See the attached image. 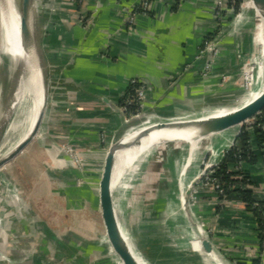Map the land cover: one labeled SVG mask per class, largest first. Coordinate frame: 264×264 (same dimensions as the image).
Returning <instances> with one entry per match:
<instances>
[{
  "label": "crops",
  "instance_id": "0c3cea01",
  "mask_svg": "<svg viewBox=\"0 0 264 264\" xmlns=\"http://www.w3.org/2000/svg\"><path fill=\"white\" fill-rule=\"evenodd\" d=\"M142 1L32 0V24L49 89L28 162L42 168L31 191L49 202H43L46 212L25 210L22 215L17 209L21 196L8 192L4 204L9 215L0 225L12 242L6 246V264H122L106 237L98 180L111 142L138 125L136 110L124 103L130 81L145 84L140 115L183 116L217 100L221 90L215 86V74L238 72L253 53L252 32L235 23L238 11L233 19L226 14L231 25L225 30L232 36L216 43L214 53H200L207 33L224 24L215 20L209 0H147L144 10ZM208 61L211 74L204 77L199 71ZM233 89L232 84L222 91ZM239 124L158 141L122 169L132 180L116 188V221L143 262L203 264L199 257L209 252L200 241L206 237L216 247L212 254L221 250L233 260L264 264V235L261 242L255 218L233 194L219 197L212 184L199 179L192 209L209 233L198 234L199 242L191 241L190 217L182 206L187 182L201 165L200 152L209 150L210 162L215 163L211 167L216 168L224 150L234 143ZM252 175L257 179L256 195L264 200V163L255 166ZM30 239L36 249L28 245ZM53 241L66 246L65 252L53 247ZM211 258L210 264H217Z\"/></svg>",
  "mask_w": 264,
  "mask_h": 264
},
{
  "label": "rangeland",
  "instance_id": "374dc122",
  "mask_svg": "<svg viewBox=\"0 0 264 264\" xmlns=\"http://www.w3.org/2000/svg\"><path fill=\"white\" fill-rule=\"evenodd\" d=\"M73 1L79 2L80 0H73ZM230 1H231V4L228 5L225 0H209L211 5H213L214 7L213 16H215V20H219L221 22L223 21L224 24L220 23L221 26L219 24L216 25L215 29L211 33H207L208 35L206 37L208 38H204L203 41L205 39L210 40L208 43L212 42L214 46L216 43L218 45V43L221 40H223L224 36H225V39L232 36L231 31L225 30V25L227 24L229 26L231 25V22H228V18H227L228 15L226 16V14L228 13L229 16H231L230 18L233 19V15L235 13V6H238L237 7L238 9L236 8L238 13H242L241 10L243 7L242 5L243 0H239L238 3H236V0H230ZM10 3H11L10 5H11L12 10L14 8L15 9L14 11H16L17 13L20 9V0H12V2ZM146 6H147V3H146ZM129 16L131 19L132 14H130ZM234 20H235L236 25L239 23L243 25L244 28L245 27L248 28L253 34V41H255L257 32L255 29L254 30L252 28L250 29L249 26L254 25V22L256 21L253 19L252 20L249 19L250 21L247 20L248 22L247 21L240 22V20L237 21L238 19L236 16ZM34 35H35V32H34ZM35 40H36V37H35ZM208 43L205 44L206 49L205 48L199 49L200 53H204L209 50H212V52L214 53L215 46L212 49H210L207 46ZM36 45H37L36 48H37V54H38V59H39V66L42 72V83H43L44 93H45L44 97L46 101L47 93L49 89V80L45 74V66H44V63L42 62V56H41L42 47L41 45L38 44V41ZM258 54L259 52H258L257 44L254 42L253 53H251L246 58V60L243 61L239 65L238 72L234 74H230L227 72L215 74L214 76V82L216 83L215 86L219 88L218 90H221V91H217L216 95H219L217 100H214L210 102L209 104L207 103L204 104V106L200 110L198 109L188 110L187 113H184L183 116L181 117H189L192 115L194 117L203 116V115L209 114L212 109H216L219 107H225V106L226 107L239 106L240 104H242V102L252 93H254V91L257 88L256 87L257 82H255L256 78L259 75L257 73L258 72L262 73L261 67L258 64L259 63L258 58H257ZM207 64L210 65L209 61L206 62L202 70L199 71L204 77L205 75L211 74V68H208ZM20 67H22L20 66V58L18 56L10 55L8 52H5L2 47H0V73H1L0 74L1 75L0 76V81H1L0 82V160H2L3 158L7 157L10 154V152L15 148L16 144L21 140L22 136L24 135L28 127L27 115L28 113H30L29 109L32 106V105L30 106V104H32L31 102H33L32 100L30 101L29 99L30 95L28 91H27L28 96L25 95L23 101H21L12 111L10 112L8 111V106L12 99L13 91L17 84V77L19 74H22L19 70ZM232 84L234 86L233 90H231L228 93L225 91H222L224 90L225 87H227L228 85L231 86ZM26 87H28V89L31 88L30 84L26 85ZM213 107H216V108H213ZM209 109L211 110L208 112H205ZM146 117H147V114L137 116L136 117L137 123L141 124L142 120H144ZM253 117L249 118L243 123H246V124L250 123L253 120ZM35 137H36V134L28 142V144H26V146H24L12 158L4 162H0V225L2 224V218L4 216L9 215V213L6 211V205L4 204L5 199L8 198V192H11V194L13 193L16 196H21L18 198H20L22 205H21V208H17V209L23 212L22 215H24L25 210H29L30 213H33V214H37V212H39L40 210L42 212L47 211L46 210L47 208L43 206V202L48 201L49 200L48 197L42 196L40 192L36 194L33 191H31V189L36 184V181H35L36 175H38L42 169V168H36L35 166L36 163L31 164L28 162L32 160L29 157V153L33 152V148L35 145L34 144ZM233 144H235V140ZM185 155L187 157V151H185ZM210 156H211V153L209 150H203L200 152L201 165L198 169V172L195 175L193 174V176H191V180L189 181L187 180L188 182H187V187H186L187 193H185V204H183L182 206L183 207L185 206V210L186 212H188V216L190 217L188 226L190 228L192 243H194L196 239H198V242H199V239H200L199 235L202 234V236H204V235L209 234L208 232H206L207 231L206 227H204L203 224H201L202 222L198 220L199 218H196L197 216L194 213L195 211H193L192 209L193 207L192 202L194 200V194L197 191L196 186L198 185V181L201 177H203L201 175V172L204 170L205 164H208V162L210 161ZM186 167H188V165ZM131 180H132V177L129 171L120 173V175L117 177L116 185L111 191L112 202L116 207L119 205L118 200L116 199L117 186H119L121 183L127 184L131 182ZM179 188L181 191L180 197L182 198V195L184 194L183 192L185 191V186H184L183 181L179 183ZM23 194L25 197L23 196ZM176 195H178L179 197L178 192H176ZM30 198L32 202L28 201ZM26 204H27V208H26ZM17 209L14 211H18ZM14 214L17 217L19 216L18 212L17 213L15 212ZM4 234L5 233L0 231V257H1L2 263L6 264L8 260V257L6 255V250L8 249V247L6 246L7 245L9 246L12 242L8 241V239H6V236H4ZM3 237H5V239ZM204 238L211 244V249L216 248V247H213V244L211 243L210 239L206 237ZM126 241L128 245L130 246V248L132 249V251L136 253L135 248L132 244V240L126 236ZM1 243L5 244V246L1 245ZM200 243H201L200 244L201 247H203L205 250V247L201 241ZM28 245H30L32 249L37 248V244L35 243L34 240H31L28 243ZM54 245L55 246L53 247H56L60 252H65L66 246L58 245L56 242H54ZM220 251L219 253L212 254L213 263L238 264L237 260H243L242 258H239V257L238 258L236 257V259L233 260L229 255L223 252H220ZM209 253L211 254V251H209ZM210 254L208 255L203 254L202 257H199V262L203 264H210L211 263L209 260Z\"/></svg>",
  "mask_w": 264,
  "mask_h": 264
},
{
  "label": "bare ground",
  "instance_id": "6f19581e",
  "mask_svg": "<svg viewBox=\"0 0 264 264\" xmlns=\"http://www.w3.org/2000/svg\"><path fill=\"white\" fill-rule=\"evenodd\" d=\"M10 2H12V0H0V47H2L3 50L5 52H8L10 55L18 56L20 59H23L22 67H20L19 69L22 74H19L17 77V84L13 91L12 99L8 106V111H12L21 101L24 100L25 95L28 96L27 91L29 92V99L33 102H31L32 104H30V106H32L29 109L30 113H28L27 115L28 127L24 135L22 136V138H24L31 130L39 109L42 108L43 96L41 92L42 87L38 80V70H40V68L37 67L32 54H30V47L33 46L30 45V43L32 42V32L34 31L30 17V11L28 9L25 23V30L28 33L27 38L22 37L20 40L18 36V16L16 14V11H14L15 9L13 8L12 10ZM241 11L242 13L239 19L240 22L242 20H245L246 17L256 21L254 22L255 25H253V30L255 29L257 32V36L254 42L257 44L259 52L257 57L259 62L258 64L261 67L262 73H257L259 75L255 81L257 82V88L254 93L248 96L239 106L219 107L216 109H212L209 114L203 116H189L186 118L167 120L164 126L160 127L159 125H157L158 122L147 126L146 124H148L149 121L142 122L140 124L142 126H138L139 128L136 127L137 129L126 133L117 144L115 142L110 144V147H112V150L116 157L110 180V192L115 187L117 177L122 172V169L129 166L131 167L133 165V162L140 155H142L143 153H147L150 148L154 146V143H158V141L161 140L174 139L179 137L188 138L208 132L211 133V131H215V128L211 127L208 129L203 123H205L206 121L215 120L222 115L234 111L237 107L251 102L264 90V8H262L260 4L256 3L254 0H243V7ZM22 39H24L25 42ZM29 84L31 87L30 89L26 87V85ZM238 124H235L234 126L236 127V125ZM239 125L241 127L242 123H240ZM113 208L115 212L114 204ZM118 227L121 232L120 241L127 245L126 236L119 224ZM127 247L129 249V246ZM130 252L134 257L136 264H146L141 260V258H139L136 253H134L133 251ZM210 256L213 258L212 253L210 254Z\"/></svg>",
  "mask_w": 264,
  "mask_h": 264
},
{
  "label": "water",
  "instance_id": "95a60500",
  "mask_svg": "<svg viewBox=\"0 0 264 264\" xmlns=\"http://www.w3.org/2000/svg\"><path fill=\"white\" fill-rule=\"evenodd\" d=\"M254 1L256 3H259L260 6L264 8V0H254ZM28 9L30 11V17L32 21V0H20V9L16 13L18 16V36L20 40L22 37L27 38V35H28L27 31L25 30V23H26ZM22 40L25 42L24 39ZM30 45H33L32 47H30V54H32L37 67L40 68L34 31L32 32V42L30 43ZM22 63H23V59H20V66H22ZM41 74L42 72L40 69L38 70V80L42 87V90H41L42 96H43L42 108L39 109L37 113V117L35 118V121L29 133L24 138H22L16 144L15 148L10 152V154L7 157L0 160V162H4L12 158L14 155H16L24 146H26V144H28V142L34 137V135L38 131V128H39V125H40V122L42 120V116L44 113V106H45V97H44L45 93H44V87L42 83ZM263 108H264V90L259 94V96H257L251 102L245 105H242L240 107H237L234 111L227 113L225 115H222L221 117H218L215 120L206 121L203 124L206 125L205 127H207L208 129L211 127L215 128V130L224 129V128L233 126L238 123H243L244 121L248 120L249 118L259 113ZM176 118H186V117H181V116L157 117L155 119L150 120L148 124H146V126L150 124H155L156 122H158L157 125H159V127L164 126L167 120L176 119ZM138 126H142V125L138 124L136 127L139 128ZM136 127L133 128L132 130L137 129ZM121 138L117 140H113L111 144L114 142L117 144ZM115 158L116 157L112 150V147H109L105 155L102 169L99 175V180H98V200H99L100 213H101V218H102L107 240L111 248L117 255V257L121 261V263L122 264H136L134 257L132 253L130 252L132 250L130 246L128 245V243L126 242L127 243L126 245L125 243H122L120 241L121 232L118 227V223L116 221V216H115V212L113 208V202L111 198L110 180H111L112 170L114 167ZM202 244L204 245L206 251L209 252L211 250V244L206 239H203ZM127 246H129V249ZM0 264H3L1 257H0Z\"/></svg>",
  "mask_w": 264,
  "mask_h": 264
},
{
  "label": "trees",
  "instance_id": "16d2710c",
  "mask_svg": "<svg viewBox=\"0 0 264 264\" xmlns=\"http://www.w3.org/2000/svg\"><path fill=\"white\" fill-rule=\"evenodd\" d=\"M239 0H236L238 3ZM231 4V3H229ZM141 7V6H140ZM238 6H235V11ZM238 9V8H237ZM138 83L130 81L124 103L131 109H137L135 89ZM123 103V99H121ZM235 144L226 148L222 159L215 168L212 177L221 185L222 192L218 196L233 194L244 211L251 213L260 228L259 239L264 235V200L258 199L257 179L252 170L259 163H264V108L254 115L253 120L243 123L235 136ZM241 162L240 168L236 164ZM238 264H246L244 260H237ZM253 259L251 264H257Z\"/></svg>",
  "mask_w": 264,
  "mask_h": 264
},
{
  "label": "built area",
  "instance_id": "2783aa9c",
  "mask_svg": "<svg viewBox=\"0 0 264 264\" xmlns=\"http://www.w3.org/2000/svg\"><path fill=\"white\" fill-rule=\"evenodd\" d=\"M146 3H147V0H143L142 1V4H141V9H145L146 8ZM210 40H204L203 43H202V49L205 48V44H207ZM210 49H212L214 46H213V43L210 42L208 43L207 45ZM206 49V48H205ZM207 67L208 68H211V65L207 64ZM133 82L136 81L138 83L136 89H135V94H136V104L138 105V108L136 109V112L134 113L136 116H141L140 113H142V108H143V100H144V94H145V84L142 80H136V79H133L132 80ZM151 115H147V117L144 119L145 121H150L152 119H155L157 117H151ZM142 120V122L144 121ZM74 151L73 150H70V154L73 156V159L74 161L76 162V164H80L79 162V158L77 157V155L75 153H73ZM241 162H238L236 164V167L237 168H240L242 164H240ZM215 164L214 162H208V164H205V168L204 170L201 172V175L203 176V180L205 183H210L212 184L217 191L219 192H222V187L221 185L212 177V173H214L215 171V168H212L211 166ZM208 167V168H207ZM207 168V169H206Z\"/></svg>",
  "mask_w": 264,
  "mask_h": 264
}]
</instances>
